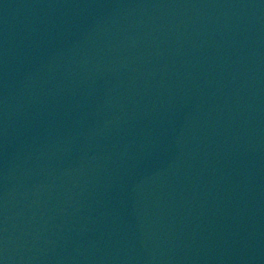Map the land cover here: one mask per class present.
<instances>
[{
	"label": "water",
	"instance_id": "1",
	"mask_svg": "<svg viewBox=\"0 0 264 264\" xmlns=\"http://www.w3.org/2000/svg\"><path fill=\"white\" fill-rule=\"evenodd\" d=\"M0 264H264V0H0Z\"/></svg>",
	"mask_w": 264,
	"mask_h": 264
}]
</instances>
